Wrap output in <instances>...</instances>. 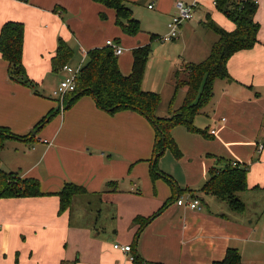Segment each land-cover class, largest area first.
<instances>
[{"label": "crops", "instance_id": "1", "mask_svg": "<svg viewBox=\"0 0 264 264\" xmlns=\"http://www.w3.org/2000/svg\"><path fill=\"white\" fill-rule=\"evenodd\" d=\"M124 1L134 16L137 2L147 8L153 3L148 9L169 21L177 0ZM182 1L195 2L193 16L171 42H152L141 83L143 90L159 92V116L182 103L186 86H175L176 74L183 78V67L204 60L217 40L207 21L227 31L235 28L213 0ZM254 1L257 42L229 57L228 77L214 80L210 101L194 117V126L206 134L183 125L170 130L181 155L173 160L165 151L158 167L172 178L174 192L163 178L151 179L154 129L144 116L128 109L111 114L88 94L60 110L52 94L65 77L61 68H51L59 38L71 49L66 64L72 65L81 57L86 62L87 50L115 41L123 48L116 56L123 75L132 69L131 50L148 38L141 39L140 31L124 34L115 10L94 0H0V28L6 21L24 26L25 69L23 79H11L0 54V126L25 136L4 140L0 168L37 180L42 193L0 197V264H134L130 254L159 264H212L228 248L243 264H264V0ZM149 68L158 77L147 76ZM50 111L51 118L34 129ZM217 158L247 168V188L238 192L242 212L200 192ZM65 183L85 191L60 212L56 193ZM180 196L198 197L202 209L176 204ZM166 202L135 241L134 218L149 217ZM115 244H128L131 251Z\"/></svg>", "mask_w": 264, "mask_h": 264}, {"label": "trees", "instance_id": "2", "mask_svg": "<svg viewBox=\"0 0 264 264\" xmlns=\"http://www.w3.org/2000/svg\"><path fill=\"white\" fill-rule=\"evenodd\" d=\"M115 12V23L129 35H135L140 31L139 20L132 16L130 7L124 0H94ZM214 5L221 10L235 24L232 31H227L213 21H207L206 25L217 34V40L211 46L208 56L198 62L189 63L183 67L185 75L179 78L176 74L175 86H186V92L181 105L170 110L166 116L156 114L160 104V95L153 91L143 90L142 78L150 53L149 45L137 46L132 49V69L128 75H123L118 67L117 57L107 47H96L86 53L87 61L81 67L76 80V87L65 96V105H70L76 98L83 94L92 96L96 105L101 109L114 113L122 109L135 111L144 116L154 129V142L149 162L151 179L163 178L169 183L174 192L178 188L172 178L163 173L157 165L159 157L165 149L169 148L175 157L181 155L174 139L170 134L172 127L183 125L189 131L201 132L194 126V117L211 99L213 94V82L217 78H227L226 63L229 57L237 51L251 48L257 42L259 24L254 20L256 2L254 0H214ZM104 17V15H101ZM24 26L22 22L6 21L0 28V54L8 63V73L11 79L19 80L25 77V69L22 63ZM71 56L68 44L59 38L55 55L51 59V68L57 71ZM29 82V81H28ZM30 83V82H29ZM53 111L48 112L35 125L34 129L42 127L52 116ZM30 135V134H29ZM23 139L25 136L15 135L6 127L0 126V151L6 138ZM247 168L245 165L230 160L217 158L216 165L210 167L206 181L200 187V192L211 194L223 201L235 211L242 212L244 203L238 196V192L247 188ZM82 186L65 183L56 194L59 197V211L67 209L75 194L83 193ZM42 194L38 182L32 178H21L13 172H6L0 168V197L33 196ZM169 202V201H167ZM153 215L143 218L137 216L133 223L138 224L135 232V241L142 229L157 215L167 204ZM136 243V242H135ZM133 255L134 264H159L144 262L139 256ZM212 264H243L238 252L234 248H228L224 258L214 261Z\"/></svg>", "mask_w": 264, "mask_h": 264}, {"label": "built area", "instance_id": "3", "mask_svg": "<svg viewBox=\"0 0 264 264\" xmlns=\"http://www.w3.org/2000/svg\"><path fill=\"white\" fill-rule=\"evenodd\" d=\"M214 3V0H213ZM153 3L148 4V8H151ZM175 13L171 16L170 20L167 23V32L160 37L164 41H169L175 39L179 35V30L182 22L190 19L192 17L193 9L195 7V2L186 3L182 0L175 1L174 4ZM105 46L109 47L113 53L117 56L122 53L123 48L116 43L115 41L109 39L106 40ZM82 64L80 63L77 67H71L68 64H63L61 70L69 72L58 84V86L53 90L52 94L58 99L59 109L62 110L65 104V96L72 92L76 87V80L79 75ZM213 132V131H211ZM263 145H258V150L262 149ZM234 165L236 162H232ZM176 204L181 206H186L193 210H201L202 204L197 197H178ZM115 248H119L122 252L129 253L131 251V246L128 244L118 246L114 245ZM130 259H133V256L130 254Z\"/></svg>", "mask_w": 264, "mask_h": 264}, {"label": "rangeland", "instance_id": "4", "mask_svg": "<svg viewBox=\"0 0 264 264\" xmlns=\"http://www.w3.org/2000/svg\"><path fill=\"white\" fill-rule=\"evenodd\" d=\"M144 3V2H143ZM142 2H137L133 7H134V10H135V16L132 15L133 17H135L137 20H139V25H140V33H139V36H141V39L143 40H147L148 38V42H146L144 45H149V48H150V51L152 50L151 48V44L153 41H161L160 37L157 39V35H164L165 32H167V23H168V20L166 21L164 18L160 17L159 15H157L153 10H149L147 7H146V3L143 4ZM174 13V11H173ZM172 15V14H171ZM193 16V15H192ZM195 18V17H194ZM194 18L192 20H194ZM117 25V24H116ZM119 26V25H117ZM121 29V28H120ZM121 31L126 34V35H129L127 33H125L122 29ZM102 39L104 40V37H102ZM174 40V39H173ZM159 41V42H160ZM170 42L172 40H169ZM168 42V41H166ZM154 52H156V47L154 46ZM88 51V50H87ZM86 51V52H87ZM131 53H132V50H131ZM130 53V55H132ZM151 53V52H150ZM87 54V53H86ZM87 56V55H86ZM84 61V57H81V59L79 60V62L76 64V65H72V64H68L69 66L71 67H76L78 66L81 62ZM85 64V61L83 62V65ZM146 67V66H145ZM145 71V70H144ZM155 70L153 68H149L147 71H146V75L147 76H151V78H156L158 77L159 74L155 73L154 72ZM69 74V72H65L64 76H67ZM157 80L158 78L154 81V87L156 88L157 86ZM59 84V82H58ZM58 86V85H57ZM156 92V91H154ZM159 94V92H156ZM160 95V94H159ZM66 104V103H65ZM64 104V105H65ZM167 112V110H165V113ZM159 116V115H158ZM211 138V137H210ZM165 151L167 152V154H169L168 156L170 158H174L173 160H175V158H178V157H175L174 153L171 151V149L167 148L165 149ZM164 151V152H165ZM169 151V152H168ZM163 152V153H164ZM163 155V154H162ZM161 155V156H162ZM172 155V156H171ZM160 156V157H161ZM159 157V158H160ZM142 165L141 164V167L139 168H142ZM157 165H158V162H157ZM159 168V167H158ZM162 179V178H161ZM163 180V179H162Z\"/></svg>", "mask_w": 264, "mask_h": 264}, {"label": "bare ground", "instance_id": "5", "mask_svg": "<svg viewBox=\"0 0 264 264\" xmlns=\"http://www.w3.org/2000/svg\"><path fill=\"white\" fill-rule=\"evenodd\" d=\"M198 198V197H197ZM199 199V198H198ZM132 255V254H131ZM133 256V255H132ZM131 260H133V259H131Z\"/></svg>", "mask_w": 264, "mask_h": 264}]
</instances>
